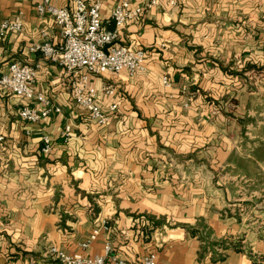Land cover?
<instances>
[{
	"label": "crops",
	"instance_id": "0c3cea01",
	"mask_svg": "<svg viewBox=\"0 0 264 264\" xmlns=\"http://www.w3.org/2000/svg\"><path fill=\"white\" fill-rule=\"evenodd\" d=\"M38 1L0 0V24L23 22L0 32V76L12 62L40 65L35 97L0 89V264H60L50 248L93 257L106 243L130 264H264V0H156L119 28L117 44L145 59L133 76L90 77L105 112L115 107L102 128L63 70L30 51L42 29L60 44ZM120 1L102 2L108 31ZM37 94L59 112L22 121L18 107L43 108Z\"/></svg>",
	"mask_w": 264,
	"mask_h": 264
},
{
	"label": "built area",
	"instance_id": "2783aa9c",
	"mask_svg": "<svg viewBox=\"0 0 264 264\" xmlns=\"http://www.w3.org/2000/svg\"><path fill=\"white\" fill-rule=\"evenodd\" d=\"M70 1V8L57 7L51 0L38 1L35 7L37 14L51 18L53 26L59 32L60 44H52L47 39L46 30L42 29L40 36L44 41L34 44L30 51L39 54L43 61L56 64L63 70L69 80L70 96L74 104L87 113L91 122L102 128L113 117L115 107L112 106L109 108L110 112H105L98 101L99 92L89 84V79L121 73L133 76L141 70L145 52L117 44V30L128 22L137 20L144 10L156 4V0H150L140 6H133L131 0H121L111 14L115 26L113 31H108L100 18L103 0H93L90 4L86 0ZM22 26V15L19 13L12 21L0 24V32H19ZM39 68L38 63H10L6 73L0 76V89L23 100L35 97L32 85L35 83ZM163 83L167 85L166 78L163 79ZM101 91L108 96L114 94V88L110 85L103 86ZM36 98L43 108L38 111L28 105L18 107L17 116L22 121L39 124L51 114L59 112L41 95L37 94ZM70 131L71 126L65 125L61 132L65 140L68 139ZM50 151V140L47 136H43L41 152L49 154ZM244 210L242 209L241 212ZM95 238L96 232L80 244V248L87 249ZM48 252L60 264H130L114 254L110 243L104 245L101 255L93 257H85L81 254L69 255L54 247ZM140 264H155V256L151 254L143 257Z\"/></svg>",
	"mask_w": 264,
	"mask_h": 264
},
{
	"label": "rangeland",
	"instance_id": "374dc122",
	"mask_svg": "<svg viewBox=\"0 0 264 264\" xmlns=\"http://www.w3.org/2000/svg\"><path fill=\"white\" fill-rule=\"evenodd\" d=\"M248 78H249V79L246 80V86L248 87V90H249V89H250V86H252V85L254 86L255 78H256V77H254V75H251V76L248 77ZM231 104L234 105L233 102H231ZM231 108H232V107H231ZM234 110H235V107H233L230 111L233 112ZM234 114H235V112H234ZM240 190H241V189H240ZM244 208H245V206H244ZM244 211H245V210H244ZM245 212H246V211H245Z\"/></svg>",
	"mask_w": 264,
	"mask_h": 264
}]
</instances>
